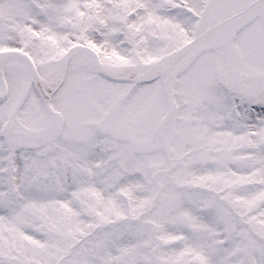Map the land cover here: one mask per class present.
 <instances>
[{
	"label": "snow or ice",
	"instance_id": "6c2138e0",
	"mask_svg": "<svg viewBox=\"0 0 264 264\" xmlns=\"http://www.w3.org/2000/svg\"><path fill=\"white\" fill-rule=\"evenodd\" d=\"M0 264H264V0H0Z\"/></svg>",
	"mask_w": 264,
	"mask_h": 264
}]
</instances>
